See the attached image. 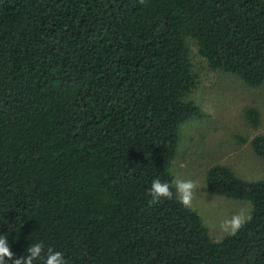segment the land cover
I'll use <instances>...</instances> for the list:
<instances>
[{
  "label": "trees",
  "instance_id": "16d2710c",
  "mask_svg": "<svg viewBox=\"0 0 264 264\" xmlns=\"http://www.w3.org/2000/svg\"><path fill=\"white\" fill-rule=\"evenodd\" d=\"M189 39L210 68L264 85V0H0V235L14 258L42 242L67 264H264V179L209 169V192L252 207L221 241L174 189L149 203L154 179H174L183 124L204 115ZM251 146L264 159V136Z\"/></svg>",
  "mask_w": 264,
  "mask_h": 264
},
{
  "label": "rangeland",
  "instance_id": "374dc122",
  "mask_svg": "<svg viewBox=\"0 0 264 264\" xmlns=\"http://www.w3.org/2000/svg\"><path fill=\"white\" fill-rule=\"evenodd\" d=\"M188 46L199 81L189 100L204 115L183 124L172 174L199 182L192 209L202 218L210 237L221 241L228 234L221 231L220 222L250 203L212 194L206 176L210 168L221 165L247 182L264 179V159L251 146L256 137L264 136V85L252 88L238 75L210 68L197 42L189 39ZM249 110L258 112V126L250 122Z\"/></svg>",
  "mask_w": 264,
  "mask_h": 264
},
{
  "label": "clouds",
  "instance_id": "9594fccd",
  "mask_svg": "<svg viewBox=\"0 0 264 264\" xmlns=\"http://www.w3.org/2000/svg\"><path fill=\"white\" fill-rule=\"evenodd\" d=\"M200 187L199 182L193 179H184L177 175L171 183L162 182L159 178L152 181L150 188V205L157 204L161 199H172L173 189L177 201L185 208H192L193 202L196 199L197 190ZM251 205L241 207L237 212L231 215L230 218L223 219L219 228L222 232L228 235H236L237 232L252 219ZM27 255L19 258H14V253L10 250L8 238L0 235V264H7V260H11L12 264H34V261L43 259L44 264H67L64 256L59 251H53L48 248L45 253L42 242L33 244L27 248Z\"/></svg>",
  "mask_w": 264,
  "mask_h": 264
},
{
  "label": "crops",
  "instance_id": "0c3cea01",
  "mask_svg": "<svg viewBox=\"0 0 264 264\" xmlns=\"http://www.w3.org/2000/svg\"><path fill=\"white\" fill-rule=\"evenodd\" d=\"M234 172V171H233ZM235 173V172H234Z\"/></svg>",
  "mask_w": 264,
  "mask_h": 264
}]
</instances>
